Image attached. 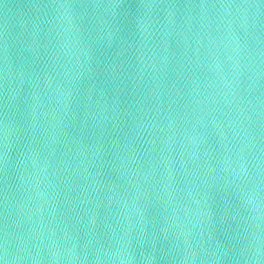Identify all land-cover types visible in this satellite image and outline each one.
I'll return each instance as SVG.
<instances>
[{
  "label": "water",
  "instance_id": "water-1",
  "mask_svg": "<svg viewBox=\"0 0 264 264\" xmlns=\"http://www.w3.org/2000/svg\"><path fill=\"white\" fill-rule=\"evenodd\" d=\"M0 264H264V0H0Z\"/></svg>",
  "mask_w": 264,
  "mask_h": 264
},
{
  "label": "snow or ice",
  "instance_id": "snow-or-ice-1",
  "mask_svg": "<svg viewBox=\"0 0 264 264\" xmlns=\"http://www.w3.org/2000/svg\"><path fill=\"white\" fill-rule=\"evenodd\" d=\"M59 7H71V5H63V4H61V5H59Z\"/></svg>",
  "mask_w": 264,
  "mask_h": 264
}]
</instances>
